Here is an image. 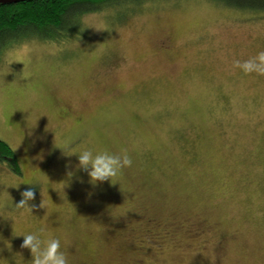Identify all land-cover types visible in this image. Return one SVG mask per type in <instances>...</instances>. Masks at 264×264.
<instances>
[{
  "label": "rangeland",
  "instance_id": "1",
  "mask_svg": "<svg viewBox=\"0 0 264 264\" xmlns=\"http://www.w3.org/2000/svg\"><path fill=\"white\" fill-rule=\"evenodd\" d=\"M78 20L0 43L19 164L0 161V264H31L19 235L41 229L69 264H264V76L232 66L264 51V11L121 0ZM85 148L133 164L93 185Z\"/></svg>",
  "mask_w": 264,
  "mask_h": 264
},
{
  "label": "trees",
  "instance_id": "2",
  "mask_svg": "<svg viewBox=\"0 0 264 264\" xmlns=\"http://www.w3.org/2000/svg\"><path fill=\"white\" fill-rule=\"evenodd\" d=\"M121 0H30L0 3V43L5 37L35 30L45 36L59 35L72 27L79 17L109 7ZM230 7L264 11V0H222ZM78 20V21H77ZM79 23V22H78ZM0 161L19 173L16 154L6 141L0 140ZM151 222L150 218L147 220ZM152 227V226H151ZM150 227V228H151Z\"/></svg>",
  "mask_w": 264,
  "mask_h": 264
},
{
  "label": "clouds",
  "instance_id": "3",
  "mask_svg": "<svg viewBox=\"0 0 264 264\" xmlns=\"http://www.w3.org/2000/svg\"><path fill=\"white\" fill-rule=\"evenodd\" d=\"M232 66L242 70L246 75L256 73L264 76V51H260L254 57L244 61L235 59ZM74 154L78 158L77 168L87 173L89 182L93 185L104 181L111 182L125 168L131 167L133 164L126 149L119 153H112L107 149L94 152L93 149L85 148ZM35 195V191L31 187L22 191L21 199L15 204V207L31 214L36 206L30 205L29 202L35 199ZM39 207H42V203ZM41 235H44L45 238L42 239ZM19 236H23L20 248L28 249L31 253V264H69L67 253L61 249V239L50 233L46 234L44 229H41L39 234L27 233Z\"/></svg>",
  "mask_w": 264,
  "mask_h": 264
},
{
  "label": "water",
  "instance_id": "4",
  "mask_svg": "<svg viewBox=\"0 0 264 264\" xmlns=\"http://www.w3.org/2000/svg\"><path fill=\"white\" fill-rule=\"evenodd\" d=\"M20 1H30V0H0L1 4L17 3Z\"/></svg>",
  "mask_w": 264,
  "mask_h": 264
}]
</instances>
